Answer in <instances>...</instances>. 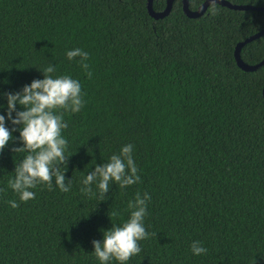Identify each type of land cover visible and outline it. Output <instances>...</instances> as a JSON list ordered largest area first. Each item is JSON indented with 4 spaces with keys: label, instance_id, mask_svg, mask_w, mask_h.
Returning <instances> with one entry per match:
<instances>
[{
    "label": "trees",
    "instance_id": "16d2710c",
    "mask_svg": "<svg viewBox=\"0 0 264 264\" xmlns=\"http://www.w3.org/2000/svg\"><path fill=\"white\" fill-rule=\"evenodd\" d=\"M204 1L188 0L189 8ZM227 1L264 7V0ZM146 2L0 0L6 126L13 127L3 93L43 79L49 64L54 76L80 82L85 101L79 112H64L70 156L61 171L67 168L70 191L53 182V190L38 185L30 189L35 199L20 201L8 180L27 153L11 150L19 139L0 153V264H101L92 241L129 218L137 192L151 196L144 226L155 235L126 264H264V64L246 71L234 58L236 44L264 28V12L215 3L213 14L212 3L189 17L174 0L154 18ZM165 5L152 1L155 11ZM74 48L89 54L91 78L79 57L67 58ZM240 57L260 62L264 34ZM126 144L134 146L140 182L112 184L103 201L85 196V175ZM193 241L207 253L194 255Z\"/></svg>",
    "mask_w": 264,
    "mask_h": 264
},
{
    "label": "clouds",
    "instance_id": "9594fccd",
    "mask_svg": "<svg viewBox=\"0 0 264 264\" xmlns=\"http://www.w3.org/2000/svg\"><path fill=\"white\" fill-rule=\"evenodd\" d=\"M212 12L216 8L214 0ZM67 58L71 61L80 58V66L89 78V54L81 48L67 51ZM41 70V69H39ZM43 79H33L30 84L15 93H3L7 98V121L13 127L6 126V116L0 114V153L8 146L10 141L19 139L22 146L13 147L14 153H27L19 164L15 165V176L8 180V187L19 195L20 201L27 202L35 199V189L38 185H46L53 190V182L61 192L71 189V179L66 180L62 165H67L70 155H66L68 141L63 130L68 124L64 120V112L77 113L85 104L82 87L77 79L70 75L53 74L56 67L49 64L41 70ZM17 105L23 110H18ZM2 107V105H0ZM15 113V115H13ZM16 126H19L18 128ZM19 131V137L13 133ZM133 145L126 144L119 154H113L109 161L96 164L95 169L85 175L80 191L89 198L99 195V201L107 198L112 184H118L121 189L140 182L139 169L133 159ZM67 181V182H66ZM97 191H93V185ZM6 190L0 188V193ZM151 196L145 192L143 196L136 193L135 199L128 202L129 218L120 225H112L103 232V240H93L94 255L101 264H110L115 260L119 264H126L133 256L138 255L142 249L140 241L149 239L154 233L146 231L144 220L147 213V203ZM13 208L19 207L15 200L7 201ZM118 216L117 212L111 214ZM191 251L194 255L207 253V248L200 241H193Z\"/></svg>",
    "mask_w": 264,
    "mask_h": 264
},
{
    "label": "water",
    "instance_id": "95a60500",
    "mask_svg": "<svg viewBox=\"0 0 264 264\" xmlns=\"http://www.w3.org/2000/svg\"><path fill=\"white\" fill-rule=\"evenodd\" d=\"M152 1L153 0H147L146 2V7H147V11L148 13L154 17V18H162L165 15H167L172 8V4L174 2V0H166V5L165 8L161 11H155L152 7ZM182 3V8H183V12L188 15L189 17H197L200 16L205 9L207 8V6L209 4H212V0H205L201 5H199L197 7V9L192 10L189 8V3L188 0H181ZM214 3H218L220 5L226 6L228 8L231 9H236V10H247V9H251V10H261L264 12V7L263 6H253V5H246V4H233L227 0H214ZM264 34V28H262L261 30L257 31L256 33L246 37L244 40L238 42L235 46L234 49V58L235 61L237 63V65L242 68L243 70L246 71H253L255 69H257L258 67H260L262 64H264V58L256 63V64H248L246 62H244L241 57H240V49L241 47L246 44L247 42H250L258 37H260L261 35ZM263 96H264V88H263Z\"/></svg>",
    "mask_w": 264,
    "mask_h": 264
}]
</instances>
